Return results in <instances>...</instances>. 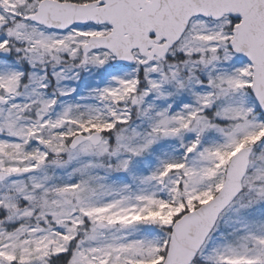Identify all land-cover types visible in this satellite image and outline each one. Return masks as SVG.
<instances>
[{"label": "snow or ice", "instance_id": "obj_1", "mask_svg": "<svg viewBox=\"0 0 264 264\" xmlns=\"http://www.w3.org/2000/svg\"><path fill=\"white\" fill-rule=\"evenodd\" d=\"M0 264H264V0H0Z\"/></svg>", "mask_w": 264, "mask_h": 264}]
</instances>
